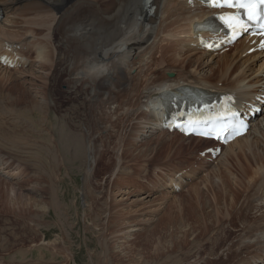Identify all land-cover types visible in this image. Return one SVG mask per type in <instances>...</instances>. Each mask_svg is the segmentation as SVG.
<instances>
[{
  "label": "rangeland",
  "instance_id": "obj_1",
  "mask_svg": "<svg viewBox=\"0 0 264 264\" xmlns=\"http://www.w3.org/2000/svg\"><path fill=\"white\" fill-rule=\"evenodd\" d=\"M72 1L93 3L92 5L100 2V5H106L105 0ZM177 3L178 0L177 2L175 1L174 10H178V12L182 11L185 15L198 12V8L193 6L190 9H184V11L181 5L179 6ZM15 10L16 8L6 11L3 23L6 22L7 25L4 28L13 32L16 38L19 39V34L15 30L24 25L25 22H23V16L16 14ZM188 10L190 11L188 12ZM55 15L49 17L50 28L46 26L38 27L37 29L28 27L29 31H34L32 34H28L29 38L38 39V44H43L49 39L50 45L48 44V48L51 52L49 61H44L37 57L32 43L23 45L16 40L11 44L13 47L19 44L21 46L20 50H26L24 53L28 64L15 68L0 66V88L6 89L13 81L19 80L22 91L36 95L40 101L48 97L46 90H49L54 61L58 56L55 47L58 43L52 37L53 27L57 22ZM161 21L162 18L159 17L157 23H161ZM166 32L168 30L164 29L163 33L158 35L155 40L156 46L152 51L149 50L147 53L145 48L133 49L129 55V57L132 56L130 59H136L141 54H144L145 51L147 53L142 58V63H140L144 71L135 63L129 67L131 68L135 65L131 69L133 74L130 73V76L133 77L134 82L137 81L133 83L137 84L142 92L139 101L144 98H147L148 101L152 99L153 95L149 96L150 89L146 87L149 85L147 83H150L152 79L159 76L167 77L172 73L173 76L185 75V72H182L181 75V71H184V63L188 62H183L184 59L195 61L199 55H202L200 59L205 60L206 57L210 56L208 59L210 62L207 60L209 64H204L198 73H193V76L198 77L200 72H202V76L212 77L210 82H212V79L214 81L218 80L220 81V86L223 84L226 86L229 83L230 80L222 78L226 77L224 75L226 66H220L214 73L211 70L214 67V61L222 56L216 57V55L210 53L203 55L194 52L190 58L186 55L190 52L187 50L189 44L184 46L183 43L184 33L177 32L179 35L182 34L180 40L179 38L175 39L176 36L169 35L167 37L165 35ZM45 34L46 36L48 35L46 41L44 38L42 39ZM241 47L242 45H238L226 53L233 56L235 50L236 56L240 59L242 57ZM166 51L167 54L169 53L168 55L164 54ZM185 56L186 58H184ZM247 57L248 55H245L243 59ZM235 59L238 60L237 58ZM263 60L264 58L259 56L254 58V60L251 59L250 62L243 66L253 65L254 67L248 66L252 69H247L248 73L252 74L254 72L263 77L264 66H261ZM159 61H164V63H161L164 74L154 71V68H156L155 64ZM194 61L192 62V67H186L187 70L195 69L198 66L197 64L194 65ZM152 62L153 65H150ZM243 62L242 60L241 64ZM80 75L82 74H78L76 77L80 78ZM67 78L68 76L65 77V79ZM258 78L260 79V77ZM141 80L144 81L142 82ZM61 84L59 85L61 89L68 88L66 83L63 82ZM66 98L70 99L68 95H66ZM15 100V97L11 101L8 99L7 104L14 105L17 102ZM78 101L81 102V99L77 101L73 99V102L70 101L63 111H52V116L48 120L43 118V121H41L40 116L31 117L29 124L34 128L32 126L30 129L26 128L29 131H24L21 127H18V129L15 127L13 129L14 133L17 136L19 135V137L26 138L25 140L21 139L22 141L18 138L19 142L17 141L15 146L12 142H4L0 139V185L6 186V194L2 191L4 190L3 188L0 190V260L5 264H210L209 262H212L213 259L215 261L219 257H224L226 260L228 256H231L228 255L231 254L228 251V245L218 252L212 250L213 246L210 241L214 239L213 236H216L217 227H214L212 232H210L211 228H209V234L200 236L205 232V222L201 214H199L201 208L198 204L201 206V202H204L205 210L211 212L210 218L214 220L223 216L224 218L229 217L226 214L231 212V206L236 202V200H233V196L234 188L238 185L237 181L243 176V173L252 169L248 165L249 163L240 160V158L245 160L242 150L245 142H240L242 147H240V143L234 144V146H237L234 148L232 146L233 149L228 150L225 157L220 158L215 166V162H208L206 157H201V151L209 147L210 144H202L197 148L199 162L189 161L187 158L180 156V153L183 154V152L192 149L196 145V141L192 139L187 141L184 138L181 142L178 141L175 144L174 149L165 144V146L162 145L163 147L161 146L156 150L157 148H154V146L163 141L157 138L161 131H155L149 127L153 125L152 121H155L153 117L148 116L150 112L148 108H144L141 102L135 103L130 107L126 104L119 105V102H114V104L110 103L103 109L107 113L105 117L109 118H103L102 126H106L103 131H94L89 138L86 126L82 125L80 127L79 133L81 136L83 134L81 133L82 130L87 132L82 139L84 140L83 147L86 148V155H89L91 159L90 167L87 165L84 169L77 164L79 161L76 160L74 162L76 164L71 162L67 164L68 159L65 156L66 158L61 157L60 162L65 161L67 167L63 165L62 168L58 169L57 153L58 147L61 146L60 132L65 124L67 129L68 125L66 122L70 116L69 109L72 104L78 105ZM104 111H99V114H105ZM129 113L133 115L130 116ZM63 115L66 118L61 117ZM60 117L65 119V122L63 121L64 124L59 119ZM148 117L152 118L151 122ZM7 120H11L9 123H13V117L10 119L6 118L5 121L1 117L0 125L7 128L6 131H9L10 125ZM57 123L60 124L57 125ZM254 126L247 138L248 140L246 139L247 142L256 141L259 137H262L260 131L264 127V118H261ZM19 129L21 130L19 131ZM22 131L25 133L23 134ZM259 140L261 139L259 138ZM93 141L96 142L95 150L91 146ZM259 144L263 145L260 142ZM147 145L149 146L148 149ZM38 147H42L40 149L42 151L45 149L52 151L51 154L55 155V158L52 160L48 157V159L52 162V165L56 162L57 168L52 167L49 170V167H44V170L40 171L35 167V161H40L38 158L42 155V153L39 155V152H37ZM238 154H240L239 157H237ZM41 159L44 162L46 161L48 165V159L44 154ZM3 160L5 161L3 162ZM211 168L212 170L207 173ZM51 171L53 172L51 173ZM176 172L183 174L193 172L196 176L179 192L168 193L165 187L159 189V186L158 188L160 183L165 185V180L169 176L167 173L173 175ZM48 174H51L54 178ZM48 176L52 178L50 179ZM13 187H15V190H21L26 196L23 198L26 199L19 197L20 200L15 197ZM54 187L57 190L54 197H56V201L61 204L62 208H57L51 204L53 197L50 190ZM196 190H199L201 197L199 196L198 198L196 196ZM243 195L240 199L244 197ZM187 201L188 203H185ZM240 202L238 203L239 205ZM256 202L261 203L262 201L260 202L256 196ZM238 204L234 210L239 207ZM257 206L259 207V204ZM183 207L186 209L181 212L180 208L183 209ZM191 208L195 210V214H193ZM187 214L188 216L196 215L197 221L193 224H191L192 222L190 224L185 223V225L183 220L188 219ZM184 216L187 217L185 218ZM182 222L183 224H181ZM242 223L243 227L244 223ZM210 234L212 238L209 241ZM263 235L259 232L255 238L248 239H244L243 235H238L239 239L236 236L234 240L242 241L241 246H245V243L252 245L259 238L263 240ZM194 236L201 238L202 241L198 240L195 243L192 240ZM103 241L106 242L105 244L109 249L107 255H105L103 250L104 246L101 247V244L104 243ZM194 244L197 247L194 248ZM263 246H260V249ZM168 250L170 253H168ZM255 250L256 247L250 248L249 251L242 253L239 259H235L236 262L234 261L231 264H264V256H260L264 250L260 251V253ZM253 254L258 255L255 257ZM247 260L249 261L248 263Z\"/></svg>",
  "mask_w": 264,
  "mask_h": 264
},
{
  "label": "bare ground",
  "instance_id": "obj_2",
  "mask_svg": "<svg viewBox=\"0 0 264 264\" xmlns=\"http://www.w3.org/2000/svg\"><path fill=\"white\" fill-rule=\"evenodd\" d=\"M175 1L177 2V0H156L155 4H157L158 7H157L155 14H149L148 11L144 9V6L142 5V0H105V3H106L105 6L102 4L100 5L99 4L100 2L92 5L93 3L88 4V3H82V2H75L72 0H8V1H3V4L6 10L8 9L14 10L16 8L14 12H16V14L18 15H21V17L23 16L22 18L25 24L21 25L19 29L15 30L16 33L19 34V37H18L19 39L16 38L13 32H10L8 29L4 28L7 25L6 22H4L2 26L0 24V56L5 55L9 59H12V60H16L17 58H19L18 56L22 55V53H16V54L11 53L10 54L9 50L8 49L4 50V48H5V44L7 43L10 44L11 42H14L15 40H21V42H23L24 44L32 43L36 51L37 57L40 58L41 60L49 61L51 52L48 48L49 47L48 46L49 44L48 35L46 36L45 34L42 37V39L44 38L45 41L48 39V41L44 42L43 44H38L37 43L38 39L29 38L28 34L29 33L32 34L34 33V31L33 30L29 31L28 27L29 28L33 27L37 29L38 27L46 26L47 28H50L51 23H50L49 17L50 16L53 17L54 14H56L55 16L57 18L55 20H57V22H56V25L53 27L52 37L54 41L58 43V44L56 43L57 45L55 46L58 56L56 60L54 61V65H53L54 70L50 78V83H49L50 86L48 87L49 90H46V94L48 93V97L45 95V97L47 98H45L46 100L43 99L45 101L43 100L40 101L36 97V95L27 93L24 90L22 91L20 89L19 80L13 81L12 84L8 85L6 89L0 88V118L3 117V121H5L6 118L10 119L11 117H13V123H9V121L11 122V120L9 121L7 120V122L10 125V130L8 129L9 131H6L7 128H4L2 125H0L1 141L12 142L13 145L15 146L16 142L18 141V138L19 140L26 139L23 137H19V135L17 136L14 133L15 131H13V129H15V127H17L16 129H18V127H21V129H23L24 131H29V130H26V128L30 129V127L32 126L29 124V120L31 119V117L34 118V116L36 117L40 116L41 121H43V118L45 119L47 118L48 120V118L52 116L51 115L52 111L54 112L63 111V109H65L67 104L69 105L70 101L73 102V99L76 101L81 99V102L78 101L77 103L78 105L72 104V106L69 109L70 116L69 118H67V122H66L68 127L66 129L65 127L66 124L63 126V129L65 130L62 131L63 130L62 129L60 132L61 146L58 147L59 149L56 147L58 149V153L57 151L55 152L58 155V162H57L58 169L62 168L63 165L66 166L64 160H63L64 162H60L61 157L62 158L67 157L68 159L66 162L67 164L68 162L76 164L74 163L75 160L79 161L77 162V164L81 165L85 169L87 165H89L88 167H90L91 159L89 158V155H86V148L83 147L84 140L82 139V137L83 136L85 137L87 132L82 130L81 133L83 134L81 136V134L79 133L80 127L82 125L86 126L87 131L89 132L88 133L89 138L94 131H100V132L103 131L106 126L103 127L102 123L104 122L105 118H108L107 116L105 117L107 113L103 109L110 103L114 104V102H119V105L126 104L128 105V107H130L131 105L135 103L141 102V104L144 107L146 106L149 107L148 110L150 112L148 113V116L153 117L155 121L156 120L155 114L162 117L165 113L164 109L162 110L158 108L160 107V96L166 93L167 91L174 90L178 92V87L182 85H191V86H196L199 88L200 87H203V88L211 87V88H214L224 93H228V92L237 93L240 96L241 100L245 99L248 101H253L252 99L255 96L253 92L259 90L261 86L264 88V81L258 84L261 80H264L260 74H255L254 72H253L254 74L248 73V70H252L248 66H251V67H254V66L251 64H249L247 67L243 66L247 64L248 62H250L251 59L254 60V58H258L259 56L261 57V55L264 56L263 54L264 51L263 53H260V54H255V53L250 54V52H252L254 48H258V45L254 37L252 38V40L247 39V38H244V39L242 38L237 42L236 46L242 45V47L240 48L242 52V57L240 59H238L239 57L236 56L235 50L233 52V56H231L232 54L230 55L229 53L214 54L216 55V57H219V56H222V57L218 58L217 59L218 61L217 60L214 61V67L211 68V70H213V73H214V71L218 70L220 66L222 65L226 66V71L224 73L226 77H222V78H225L226 80H230L226 86H224V84L220 86V81L218 80L214 81L212 79V82H210V79L212 77L209 78V77H206L205 75L202 76L201 74L202 72H200V75L198 77L193 76V73H198V71L202 69L204 64L206 65L209 64L210 61L208 59L210 56H208V58L206 57V60H205V59H200L202 55H199L198 58L195 59V61L193 60L194 65L197 64L198 66L195 69H189V70H187L186 67L187 66L192 67L193 61L191 59L185 60L184 59L186 58L185 56L183 58L184 59L183 62L185 61H188V62L184 63L185 65V67H183L184 71H181V75H182V72H185L184 73L185 75L175 76L174 78L173 76H167V77L159 76V77L152 79L150 83H147L149 85L146 84L147 85L146 87L150 89L149 96L153 95L152 99L148 101L147 98H144L142 99V101L141 100L139 101L142 95V92L139 90V86H137V84H134L137 81L135 80L136 82H134L133 77L130 76V73L133 74L131 72V69L135 65H138L140 68H142L140 65V63H142L143 61L142 58L146 56L149 50L152 51L155 48L156 46L155 40L156 38H158V35L163 33L164 29H166V31L168 30V32H166L165 34L167 37H169V35L176 36L175 39L182 38L181 36L182 34L179 35L177 32H180V33L183 32L184 33V39H183L184 46L186 45L188 46V43L190 41L194 42L192 46L189 44V48H187V50L190 52L187 53L186 55H188L190 58L192 57L194 52H196V54L201 53L203 55L207 53V51L201 50V47L198 45L197 39L195 37H192L193 22L195 19L198 18V16H200V14L202 13V12L199 13L200 8L202 9L203 7L198 3H194L195 5L194 7L199 6L198 7L199 11L194 12V13L191 11L192 14L185 15L183 14L182 11L178 12V10H174L175 5H176ZM177 4L179 6L181 5L182 10L184 9L186 10L187 8L190 9V6L188 5L187 0H178ZM189 11L190 10H188V12ZM159 17L162 18L161 23H157V20L159 19ZM143 48L146 49L147 53H145L146 52L145 51L144 54H141L139 56V58L130 59L132 56L129 57V55L132 53L133 49H143ZM164 54L168 55L169 53L167 54V51H166V53ZM208 54L209 53H207L206 55ZM245 55H248V57L246 59H243ZM235 58H237L238 60H236ZM138 59L139 61H137ZM241 59L244 61L242 64H241V61H242ZM207 60L209 62H207ZM133 63H135V65L129 68L131 64ZM161 63H164V61L162 62L159 61L155 64L156 68H154V71L156 73L161 72L164 74V70H162ZM150 65H153V62ZM0 66L2 65L0 64ZM261 66H264V60ZM78 74H82L80 75V78L76 77ZM66 76H68L67 79H65ZM258 77H260V79ZM63 82L66 83V85L68 86L67 89L60 88L59 85ZM61 85H65V84H61ZM151 88L153 89L151 90ZM66 95H68L70 99H67ZM13 97H15L16 99L15 101L17 102L14 105L7 104L8 99L11 101ZM98 110L102 112L104 111L105 114L101 112H100L101 114H99ZM59 114L61 115V113ZM129 114L130 116L133 115L132 113H129ZM61 117L66 118V116L64 115ZM61 117L59 119H61L63 123L65 119ZM149 117L148 119L151 122L152 118H149ZM261 118L262 119L264 118V114H262L260 117H258L253 122V127H255L254 124L256 122L258 123V121H260ZM78 119H79V122H78ZM32 122L34 123V121ZM76 123H79V124H76ZM152 123L153 125L152 126L150 125L149 127L155 131H161L159 132L160 135L157 138L162 139L163 141V142H160L159 144L157 143L158 144V145L156 144L157 146H154V148H157L156 150H158V148L161 147L162 145L165 146V144H168L169 147L173 148L178 141L181 142L182 139L184 138L187 141L189 139L196 141V145L192 149L186 152H183V154L180 153V156L187 158L189 161L199 162L197 148H199V146L202 144H207V143L209 144L213 142L212 140H205L202 138H196L194 136L185 137L176 132L172 133V132L163 130L159 128L157 124L158 121L157 123L156 121L155 122L152 121ZM58 124L60 123H57V125ZM253 127L251 128V130L248 132L247 135H244L236 139L235 141H233L232 143L224 147V150L222 151L219 157L212 160L213 158L212 156L210 155L206 156V161L215 162L216 163V164L214 163V166H215L218 164L220 158L222 159L223 157H225V154L228 152V150L230 149L232 150L234 147L237 146V145L234 146V144L245 142L244 147L242 148L244 152L243 158L245 160L241 158L240 160L243 162L249 163L248 165L252 167V169L247 170L245 173H243V176L237 181L238 185H236V187L234 188V196H233L234 197L233 200H236V202L232 204L231 212L226 214V216H229L228 218H224L223 216L222 218H219V219L217 218V220H214L210 218L211 212L205 210V206H204L205 203L201 202V206L198 204V206L201 208L200 212L199 211L198 212L199 214H201V217L203 218L205 222V229H204L205 232L203 235H200V236L209 234L210 232L214 230V227H217L216 228L217 232H215L216 236H213L214 239H211L212 241H210V238H212V235L210 234L211 236H209V241L213 246L212 250L214 252H218L219 250L226 248V246L228 245V251H230L231 253V254H228L231 256H228L226 260L224 259V257H221V258L219 257L217 260L215 259V261L214 259L212 262L210 261L209 262L210 264H216V263L231 264L234 261L236 262V260L239 259V256H241L242 253L249 251L250 248L252 249V247H256L255 251L257 253H260V251L264 250V246L262 247V249H260L261 248L260 246L264 245V238L263 240H261L260 238L257 239L256 240L257 243L256 242L253 243L252 241L253 243L252 245H247L248 243H245V246L244 245L241 246L242 241L234 240L236 236L239 239L238 235H241V236L243 235L244 239H248L252 237L255 238L256 236H258L259 232H261V235L264 234V127L260 131L262 134V137H259V138L261 140H259L258 138V140L256 141L247 142L248 140L247 138L250 132L253 130ZM21 129H19V131ZM24 133L25 132H23V134ZM259 142L263 143V145L259 144ZM20 145H23V144H20ZM20 145H17V146H20ZM148 145H147V149L149 148ZM91 146L95 150L96 142L93 141ZM261 146L262 148H260ZM240 147H242L241 143H240ZM38 148L39 149H37V152H39V155H41L42 153V155L40 156V158H38L40 159V161H35L36 162L35 167H37V169H39L40 171L41 170L43 171L44 167H49V170L52 167L57 168L56 162L53 163L52 165V162H50L48 159V157L51 158L52 160L55 158V155L51 154L52 151L50 152L48 151V149H45L44 151H42L40 150L42 147L41 148L38 147ZM43 154L48 159V165L46 161L44 162L41 159ZM239 155L240 154H238L237 157H239ZM180 156H176V157H180ZM38 159H34V160H38ZM4 161L5 160H3V162ZM212 168L207 173H209L212 170ZM53 171H51V173ZM238 171L240 170L238 169ZM124 173L126 172L124 171ZM167 174L169 176L167 177V180H165L166 181L165 185H161L160 183V185H158V188L159 186H160L159 189H162V187H165L168 190V193L176 191L175 188L177 187L184 188L185 185L190 182V179L196 176V174H194L193 172L190 174H180L178 172L174 173L173 175L170 173H167ZM48 175H51V174H48ZM51 176L50 177L48 176V177L51 179L53 177ZM258 178L259 180H257ZM52 182L50 183L52 184ZM150 185H152V183H150ZM2 188L4 189L2 190L4 191V194H6L5 193L6 186L4 187L3 185H0V190ZM14 188L15 187H13V192H14L15 197H18V199H20L19 197H21V199H24L23 197H26L25 194L21 190L19 189L15 190ZM54 188L50 190L51 191L50 193L52 194V197H53L51 204L57 208H62L60 206L61 204H59V202L56 201V197H54V195L57 193L56 187ZM196 192H197L196 196L199 198L200 196L199 190H196ZM244 193L246 194L243 195ZM242 195L244 197L240 199ZM256 196L258 197V200H260V202L262 201L261 203L256 202ZM261 197L263 198L261 199ZM179 200L182 201L181 198H179ZM239 202H240V205L238 204ZM185 203H188V201ZM25 204H26V201H25ZM237 204L239 205V207H237V209L234 210ZM258 204H259V207L257 206ZM185 209H186L185 207H183V209L180 208L181 212L182 210H185ZM191 210L193 211V214L196 213L193 208H191ZM187 216H184V217L186 218ZM195 216L196 215L194 216L190 215L188 216V219L186 218V220L185 219L184 220L182 219V220L184 221V224L185 223L190 224L191 222H192L191 224H193L197 221ZM241 223L243 224V227ZM181 224H183V222ZM210 225H212L213 227L212 226L209 227ZM209 228H211L210 232H209ZM192 240L196 243V241L201 240V238H196L194 236V239L192 238ZM105 243L106 242L102 243L101 247L104 246L103 250L105 251V255H107L109 249ZM195 247L197 246L195 245L194 248ZM168 253H170L169 250H168ZM191 253L193 252L191 251ZM261 254L260 256L263 257L264 252L262 255ZM253 255L256 257L258 254H253ZM248 262L249 261L247 260V263ZM3 263L4 262L0 260V264H3Z\"/></svg>",
  "mask_w": 264,
  "mask_h": 264
},
{
  "label": "snow or ice",
  "instance_id": "obj_3",
  "mask_svg": "<svg viewBox=\"0 0 264 264\" xmlns=\"http://www.w3.org/2000/svg\"><path fill=\"white\" fill-rule=\"evenodd\" d=\"M217 6L235 7L237 4L235 0H223ZM238 6L247 10L248 20L255 22L264 21V0H239ZM227 20L233 28L239 29L244 27L238 17H228Z\"/></svg>",
  "mask_w": 264,
  "mask_h": 264
}]
</instances>
